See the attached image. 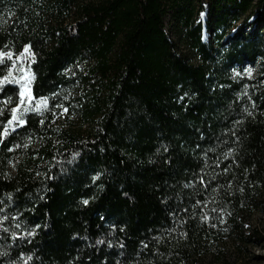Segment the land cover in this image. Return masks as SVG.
<instances>
[{
	"label": "trees",
	"instance_id": "1",
	"mask_svg": "<svg viewBox=\"0 0 264 264\" xmlns=\"http://www.w3.org/2000/svg\"><path fill=\"white\" fill-rule=\"evenodd\" d=\"M26 46L42 105L0 144V264H230L260 243L264 0H0V56Z\"/></svg>",
	"mask_w": 264,
	"mask_h": 264
},
{
	"label": "rangeland",
	"instance_id": "2",
	"mask_svg": "<svg viewBox=\"0 0 264 264\" xmlns=\"http://www.w3.org/2000/svg\"><path fill=\"white\" fill-rule=\"evenodd\" d=\"M201 4L204 9L200 15L199 20L202 21V23H204L206 21L208 7L204 1H202ZM203 38L205 41H207V39L209 38V35L207 32L204 33ZM7 54L9 53L1 54L0 58H2L3 61L9 65V70H11V73H12L10 79L12 78L20 79L21 77H25L26 74L28 78H32L29 72V65L31 61L29 52H25L23 50L20 54H17V55L10 53L11 59L8 58ZM243 68H244L243 72L245 73V75L249 77H253L256 74V69H254L253 67L249 65H246ZM249 69L251 70V75L248 74L247 70ZM8 72L7 74H5V76L8 75ZM21 83H24V80H21ZM6 85L16 86L19 89V85H15V84H6ZM6 101L8 102L7 103L4 102V106L7 107V111H9L10 114H12L11 110L13 108H16L17 105L19 104V110H18L17 115L21 116L23 119H24L25 114L35 111L37 107L42 105V102L37 99H33L31 102H28L27 100H25L24 104H20V97H19L18 104L14 106L10 104L11 99L10 101L9 100H6ZM25 108H27V111H25ZM18 128L19 127H17L16 129ZM11 132L12 131L10 129V133ZM245 227L255 229L257 231L259 235L260 243L256 246H247L246 248H243L246 258L238 257L230 252L229 253V256H230L229 263L230 264H264V213L259 212L255 214V216H253V218L250 219L249 223ZM207 263L211 264V261L210 262L207 261Z\"/></svg>",
	"mask_w": 264,
	"mask_h": 264
},
{
	"label": "snow or ice",
	"instance_id": "3",
	"mask_svg": "<svg viewBox=\"0 0 264 264\" xmlns=\"http://www.w3.org/2000/svg\"><path fill=\"white\" fill-rule=\"evenodd\" d=\"M24 51L29 52L30 51L29 47L26 46ZM7 55H8V58L11 59V54L9 53ZM3 62H4L3 59L0 58V64H2ZM247 71H248V74L251 75V70L249 69ZM11 75H12L11 70H9L8 75L4 76L3 78H0V93L4 91V86L6 84L19 85L20 104H24L25 100H27L28 102H31L34 99L32 95V91H31L32 78H28L26 74L25 77H21L20 79H15V78L10 79ZM21 80H24V83H21ZM10 99L11 98L9 97L8 100L10 101ZM181 99H183V97H181ZM7 102L8 101H6L5 103ZM18 110H19V104L17 105L16 108H13L11 110V113H12L11 118L7 119V122L3 128V131L0 132V144H2L4 142V139L10 135V129L12 132H14L17 127H22L27 123V121H25L21 116L17 115ZM25 111H27V108H25ZM64 111L66 112L67 109L65 108ZM0 114H2V110H0ZM41 123H43V121H41ZM8 150L12 151L11 148H9ZM200 182L204 183L202 178ZM83 203L87 204L88 201L84 200ZM37 227H39V225H37Z\"/></svg>",
	"mask_w": 264,
	"mask_h": 264
}]
</instances>
